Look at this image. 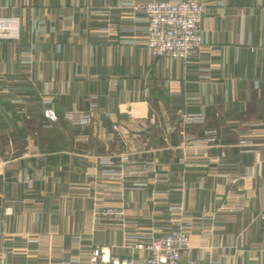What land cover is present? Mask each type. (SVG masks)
I'll use <instances>...</instances> for the list:
<instances>
[{"label":"crops","instance_id":"obj_1","mask_svg":"<svg viewBox=\"0 0 264 264\" xmlns=\"http://www.w3.org/2000/svg\"><path fill=\"white\" fill-rule=\"evenodd\" d=\"M146 1L0 0L20 23L18 39H0L7 264H90L97 246L138 256L126 231L183 222L181 261L205 250L200 264H264V0H203V45L185 58L146 46ZM72 110L89 123L71 124ZM125 155L153 170L106 176L102 160ZM108 206H123L127 225L97 224Z\"/></svg>","mask_w":264,"mask_h":264},{"label":"built area","instance_id":"obj_2","mask_svg":"<svg viewBox=\"0 0 264 264\" xmlns=\"http://www.w3.org/2000/svg\"><path fill=\"white\" fill-rule=\"evenodd\" d=\"M121 5L137 7L136 0H121ZM147 21L146 46L158 56L170 58H185L197 51L203 45L202 20L207 10L203 0H148L140 5ZM20 36L19 17L6 15L0 7V39H18ZM93 105L97 103L92 102ZM44 114L52 121L57 120V115L52 108H46ZM65 118L71 124L86 125L91 119L89 111H66ZM185 122H203L201 114H187ZM214 130H209L208 135H214ZM104 174L109 177L123 178L131 173L147 175L153 170V164L140 160L139 168L132 169L131 159L127 155L117 159L106 158L102 160ZM157 181H167L168 177L160 175ZM156 192L161 191L155 189ZM163 191V190H162ZM118 197L123 196V191L113 193ZM172 211L183 210L180 205L170 206ZM8 210V208H7ZM123 206H108L95 211V221L100 223L103 219L115 224L127 225ZM129 225V224H128ZM135 228L136 224H132ZM189 226L185 222L174 223L163 234L141 230H129L124 233L125 247L138 253V256L119 257L110 256L104 248L97 246L90 256V264H200V259L205 256V250H200L196 258L187 262L180 260L183 250L191 247ZM79 239V236H75ZM0 264H7V252L0 253Z\"/></svg>","mask_w":264,"mask_h":264}]
</instances>
